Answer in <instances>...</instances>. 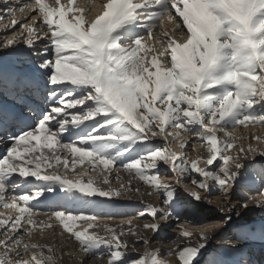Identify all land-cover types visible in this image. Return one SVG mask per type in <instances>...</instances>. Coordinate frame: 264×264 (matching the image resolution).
Instances as JSON below:
<instances>
[{"label": "snow or ice", "instance_id": "obj_1", "mask_svg": "<svg viewBox=\"0 0 264 264\" xmlns=\"http://www.w3.org/2000/svg\"><path fill=\"white\" fill-rule=\"evenodd\" d=\"M75 4L76 0H34L21 8L37 13L31 22L21 24L19 34L0 37V49L6 51H19L16 46L21 40L34 49L43 39L52 49L51 59L45 58L49 47L44 55L37 53L41 63L34 68L51 86L47 110L34 127L10 137L11 144L0 157V206L18 213L0 219V226H6L0 239V264H58L52 246L25 240L33 234L29 226L39 227L31 201L57 188L66 204L58 205L63 210L51 215L79 242L80 251L102 256L97 250L106 247L107 264H170L161 257L159 247H150L145 233L159 232L161 221L174 215L180 218L176 185L191 177L205 195L186 187L184 191L196 201L210 203L208 195L215 184L227 201L231 186L243 175L241 170L254 165L256 155L264 156L258 146L249 143L245 148L238 144L243 137L227 131L264 125V0H104L92 18H86L85 8ZM6 15L14 16V10ZM18 23L11 20L13 28ZM34 80L21 71L13 82L17 89L29 91ZM184 132L202 141V147L207 145V156L187 157L192 137H184ZM158 136L165 142L163 147L152 142ZM251 139L264 143V137L252 135ZM173 143L179 150L169 147ZM57 145L63 155L55 151ZM191 149L197 150L195 143ZM29 154L32 158L26 160ZM70 158L72 169L95 158L93 174L85 171L70 178L67 171L63 175L55 169L48 174L41 171L53 168V163H63L67 169ZM158 161L170 167L174 183L161 179ZM117 164L162 193L164 207L145 204L136 217L121 218L116 224L105 222L114 221V215L102 217L84 207L115 204L113 198L140 193L131 180L123 181L120 169L110 167ZM113 174L121 181L118 187L110 185ZM18 188L20 194L10 195ZM249 199L264 206V192L259 199ZM248 207L247 202L239 205ZM236 208L231 203L226 209L219 207L225 223L231 222ZM145 216L152 222L134 223ZM76 221L87 226L73 232ZM179 235L184 238L183 247L175 245L180 264H194L213 239L210 228L194 233L181 226ZM129 237H135V242L129 243ZM237 239L264 242V226L258 230L242 225ZM140 241L145 245L143 253L126 260L127 250L135 251ZM164 254L170 257L173 250ZM207 264L228 262L213 258Z\"/></svg>", "mask_w": 264, "mask_h": 264}, {"label": "rangeland", "instance_id": "obj_2", "mask_svg": "<svg viewBox=\"0 0 264 264\" xmlns=\"http://www.w3.org/2000/svg\"><path fill=\"white\" fill-rule=\"evenodd\" d=\"M257 126H260V127H257ZM257 126H254V127L251 126L252 129L247 126V127H245V129L247 128L246 130H244V128H241V127H239V128L236 127V128H238V132L240 131L241 133L240 132L239 133L238 132L235 133L234 129L230 128V132H232L233 135H235V136L243 137V139L238 141V142H241V143L244 142L243 145L245 146V148L247 147V145L249 143H251L253 145L258 146L261 151H264V143H261V142H258L256 140H252L251 139L252 135L264 137V135H263L264 134V130L262 131L261 124L257 123ZM166 131H173L174 132L176 130L175 129H171V128H166ZM227 131H229V130H227ZM186 133H182V135L184 137H192L189 140V143H188V146H187V148H188L187 153H186L187 157L189 159H193V158H195L196 155H198V152L192 151V149H191V145L193 143H195L196 147H198V148L201 147L200 149L203 148L202 149L203 152L201 151V153L199 155H202V153H204L206 151L204 154L207 156V145L204 144V146L202 147L201 146L202 143H203L202 141L199 140V141H195L194 142L193 138H195V137L192 135V133H190V132L189 133L186 132ZM219 135H222V133H220ZM153 140H155V142ZM247 141H248V143H247ZM152 142H153V144H155L156 146H159V147H163L164 143H165L163 138L159 137V136L155 137V139L152 138ZM169 147L172 148V149L179 150L178 144H175V143L170 144ZM250 157L251 156H249L248 159H246L245 163L248 162ZM158 164L160 165V171H161V174H162L161 175V179L174 183V181L176 179V176L171 171L170 167L168 165H164L163 162H159L158 161ZM201 166H204L203 163H201ZM218 166L219 165L217 164V167ZM259 166H261V167H259ZM251 167L249 169H247L248 171L245 170V169L241 170L243 175H244V177H243V175H241V177H239L237 179V181L231 186L230 195L228 196L227 201H225V198H224V196L222 194V190L219 188L218 185H215V184L212 185V188H213L212 192L208 195V199L211 201L210 203L205 201V200L196 201L188 193L186 194V192L184 191L185 187L189 188V189H192L194 191H200L202 196L205 195V193L201 189L197 188L196 186H194L191 183V177L185 176V178L183 179L182 183L180 185H176V195H177L176 204L178 206L177 210H178V212L180 214V218L177 219L175 215L172 216L170 219H168L166 221V222L169 221V224L167 223L168 225L165 224L166 226L162 225V223L165 222V221H161V225H162L161 228L162 229L159 232H157L154 235H152L151 237L148 236V235L152 234V232L148 231L147 235L145 233V235L150 238V247L153 248L154 245L159 246V248L161 249V253H160L161 257H163L164 259L170 261V264H180L179 260L175 257L176 256L175 255V250L176 249H174V251H173L174 254L172 256H170V257L166 256L164 254V250L170 249L172 246L176 245V243H177V241H175L176 238L177 239L181 238V236L179 235V233L181 231V226H183V228H185V229H187L189 231H192L194 233H196V232L198 233L199 232L198 230L196 231V230L190 229L188 227H193V225L197 226V225H200V224H206V223L210 222V224L212 226L211 228L219 227L220 229L218 228L219 231H218V233L216 231V236L213 235L214 238L209 241V247L207 248V250L206 251L202 250V255L194 259V264L204 263V262H206V261H208L210 259H213V258L226 261V262H228V264H235V263L236 264H240V261H244L245 260V259H242V256H243L242 254L243 253H246L245 255L248 257V259L251 258V261H252V259H255L257 256L256 257L253 256L252 250L256 248L255 245H254V243H256V242H254L252 244L250 239H248V240H242V239L239 240V239H237V233L241 230V226L243 224L247 225V227L249 229L256 228L258 230L260 229L261 226H264V213H262V211H264V206H257L254 203L253 199H249V197H252V198H255V199H259L261 193L264 192V181H262L260 179V176L262 175V173H264V168H263L264 167V156L256 155L254 165H252ZM83 168H84V166H81L80 170H82ZM120 176L122 177L123 181H125L128 178V176L133 178V174H130L129 172L124 171V170H120ZM193 176H196L197 179H200V177L197 174H195V173H193ZM110 178H112V180H110V184L112 183L114 185H119L121 183L120 180L116 179L115 175H112ZM169 178H170V180H169ZM134 179L140 181V185H141V189H140V195L141 196L140 197L141 198H143L142 195L143 196L146 195V196H148L150 198L152 196L156 195L158 197V200L155 203L150 202V204L152 203L154 206L164 207L163 194L162 193H158V192L152 191V189L148 185H146L143 181H141L138 177H136ZM238 180H240V181H238ZM104 187H107V186H104ZM142 187H145V188H142ZM141 191H146V193H148L149 191H152V194H151V196H149L147 194H144V192H141ZM131 195H133V194H129L127 197L125 196L126 199L124 201L127 202L126 204H123L121 202V199H120V200L116 201L115 204H110L109 207H108L110 209L114 208V210H116V209H118V208H120L122 206H125L126 210H124V211H115V212L112 210L111 213H109L110 212L109 211V212H106V213L98 212L97 214H100V216H102V217H107L108 215H114V216H116V219L117 218L121 219L122 216H123V218L127 217L125 219L136 217L138 212L144 211L145 204H144V201L142 199H141V201L138 200L139 199L138 198L139 195L137 193L134 194V195L138 199L135 198L133 200L132 199L133 197H129ZM124 198L122 197V199H124ZM130 200H132L133 203ZM245 202L248 203L249 207L247 209L239 208V205L243 204ZM228 203L236 205L237 208L231 213V215H232L231 222L225 223L224 214L221 213L218 209H219V207H225V209H226ZM106 208H104V209L106 210ZM236 211L240 212V216L239 217L236 216ZM114 213H117V214H114ZM105 222H109L110 223V222H113V221H105ZM142 222L143 223H151L152 220H151V218L149 216H145V217H142V218L134 220V223H142ZM86 226H87L86 223L85 224L83 223V224H80V225L78 224L77 226H75V228L76 227L77 228L73 229V230H74V232L75 231H81ZM223 229H224V231H223ZM92 230L93 229H89V231H92ZM173 230L175 232H173ZM100 234L103 235V232H101ZM221 234H222V236H221ZM154 237L158 238V240H156ZM155 242H157V243H155ZM234 242H235V244H234ZM250 243H251V245H250ZM171 244H172V246H171ZM258 244L261 246V245H264V242L261 241V242H258ZM137 245L139 247H136ZM232 245H236L237 248L236 247L233 248ZM144 249H145V245L143 244L142 241L136 243L135 244V251L132 248H129L127 250L129 255L126 256L125 259L129 260V261L133 260V259H136L137 258V254L138 253H143ZM98 252L102 253L103 255L102 256L91 255V254H89V255L93 259H103L104 257L108 259L109 251H108V249L106 247L102 246L100 249H98ZM86 255L87 254H85V256ZM173 257H174V259H173ZM202 258H204L205 260H203V261L199 260V259H202ZM175 259H176V261H175ZM197 260H199V263H198ZM205 264H207V263H205Z\"/></svg>", "mask_w": 264, "mask_h": 264}, {"label": "bare ground", "instance_id": "obj_3", "mask_svg": "<svg viewBox=\"0 0 264 264\" xmlns=\"http://www.w3.org/2000/svg\"><path fill=\"white\" fill-rule=\"evenodd\" d=\"M17 48H18V46H17ZM7 52H9V51H6V50H2V52H0V54L1 53H7ZM24 54V53H23ZM23 54L22 55H20V60H23ZM2 55L3 54H1L0 55V63H5L6 61L5 60H3V58H2ZM10 57H12V58H14V57H16V52H11V56ZM17 58V57H16ZM52 58V56L49 58V59H51ZM14 63H16V64H18L19 66H22V63L21 62H19V61H14ZM25 66H24V68H27L28 66H32V67H37V65H35L34 64V62H31L30 63V65H27V63L25 62ZM249 128H251V126H257V123H254V124H248L247 125ZM246 126V127H247ZM261 128H262V131L264 130V125H262L261 124ZM239 127H241V128H244V130H246L245 129V126H238V128ZM257 127H260V126H257ZM238 128H235L234 129V131H235V133H237L238 132ZM248 128V129H249ZM232 129V128H231ZM252 129V128H251ZM227 130H230V128H228ZM240 130V129H239ZM240 132V131H239ZM238 132V133H239ZM184 133H186V132H184ZM189 133V132H188ZM241 133V132H240ZM263 133V132H262ZM187 134V133H186ZM261 134V133H260ZM189 135V134H188ZM264 135V134H263ZM262 136V135H261ZM155 139V138H154ZM194 139V142L195 141H199V140H197L196 138H193ZM154 142H155V140H153ZM243 143L244 142H238V144H242L243 145ZM247 143H248V141H247ZM206 147V146H205ZM201 147H196V152H198V154H200L201 153V151H202V149H200ZM205 149V148H204ZM206 150V149H205ZM233 151H235V149L233 150ZM203 152V151H202ZM206 152V151H205ZM204 152V153H205ZM204 153H202V155L203 156H206ZM248 159V158H247ZM250 159H251V157H250ZM258 160V159H257ZM89 161H91V160H89ZM260 161V160H259ZM245 162H246V160H245ZM261 162V161H260ZM263 162V161H262ZM53 163V162H52ZM258 164V163H257ZM260 164V163H259ZM82 165H80L79 164V162L77 163V165H76V167H81ZM259 167H261V166H259ZM252 168V167H251ZM264 168V167H263ZM84 169V168H83ZM91 168H89V170H90ZM73 170L74 169H72V166H71V158L69 159V166H68V168L67 169H65L64 168V166H63V172H66V171H68V172H73ZM261 170V169H260ZM248 171V170H247ZM89 172V171H88ZM254 173V172H253ZM91 174H93V173H91ZM256 175V174H255ZM261 175V174H260ZM259 175V176H260ZM246 176V175H245ZM70 177V176H69ZM241 177V176H240ZM243 177H244V175H243ZM253 179V178H252ZM260 179L262 180V181H264V173H262V175L260 176ZM110 180H112V178H110ZM127 181L128 180H131L132 181V185H133V187H136V186H139L140 187V189H141V185H140V181H138V180H136V179H134V178H131L130 176H128V178L126 179ZM125 180V181H126ZM169 180H170V178H169ZM238 181H240V180H238ZM246 181V180H245ZM244 181V182H245ZM249 182V181H248ZM111 185V187H118L119 185H114V184H110ZM243 185V184H242ZM263 187V186H262ZM142 188H145V187H142ZM147 188V187H146ZM213 189V188H212ZM57 190H59L58 188H57ZM145 190V189H144ZM60 191V190H59ZM141 192H144V194H147L146 193V191H141ZM129 194H133V195H131V196H129V197H133L132 199L134 200L136 197H135V195L134 194H136V193H128V195ZM139 196H138V198H136V199H138V200H140L141 201V199L144 201V204H149L150 202H153V203H155L157 200H158V197L156 196V195H154V196H152L151 198L150 197H148V196H143L142 195V197L143 198H141L140 196V193H137ZM187 194V193H186ZM127 195V196H128ZM258 195V194H257ZM126 196V197H127ZM123 198L125 197V196H122ZM122 197H119V198H113V199H115L116 201H118V200H120L121 199V202L123 203V204H126L127 202L126 201H124L125 199H126V197L124 198V199H122ZM61 198H64V197H61ZM128 199V198H127ZM131 199V198H130ZM62 200V199H61ZM219 200V199H218ZM128 201V200H127ZM131 202H132V200H130ZM129 201V202H130ZM136 201V200H135ZM220 201V200H219ZM133 203V202H132ZM55 204V203H54ZM143 204V203H142ZM152 204V203H151ZM157 204V203H156ZM62 205H64L63 203H62ZM158 205V204H157ZM95 206H98V204H96ZM102 206V205H101ZM211 206V205H210ZM109 206H107V208H106V210H105V212H109L110 210H113L114 212L115 211H124V210H126V207L125 206H122V207H120V208H118V209H116V210H114V208L113 209H110V208H108ZM160 207V206H159ZM214 207V206H213ZM100 207H95V210L97 211L98 209H99ZM4 210H7V212H11L12 211V209H6V208H4ZM262 213H264V211H262ZM121 215V214H120ZM6 216L7 215H3V214H1L0 213V219H3V218H6ZM118 216V215H117ZM116 217V216H115ZM122 218H123V216H122ZM125 218H127V217H124L123 219H125ZM33 219H34V221L36 222V224H38L39 225V227H34V226H29V227H33V234H32V236L31 237H28V236H25V240L26 241H30V242H32V243H38V244H40V245H49V246H52L55 250H56V256L58 257V264H81V261H83L84 262V264H107V258H103V259H93L89 254H87V253H84L83 251H80L79 250V242L78 241H76L75 239H74V237L69 233V232H67L66 230H64L63 229V227H62V225H60V223L58 222V225L57 224H55L56 223V221H54V222H52V221H49V220H47V221H45V220H41V219H39V216H36V217H33ZM54 219H56V218H54ZM119 219L120 218H117L115 221H113V222H110V223H113V224H116V223H119ZM193 221V220H192ZM42 222V223H41ZM169 224V221L168 222H163L162 223V225H165V224ZM188 223V222H187ZM136 224H140V225H143L144 223L142 222V223H136ZM167 224V225H168ZM48 225H50V227H48ZM244 225V224H243ZM84 226V225H83ZM166 226V225H165ZM173 227V226H172ZM212 226H211V224H210V222H208V223H206V224H200V225H197V226H194L193 225V227H188V228H190V229H194V230H198V231H200V230H203V229H208V228H210V229H212V232H213V235H215L216 236V231H217V233H218V228L219 227H213V228H211ZM167 228V227H166ZM82 229V228H81ZM162 229V228H161ZM220 229V228H219ZM4 231H6V226H0V239H3L4 238V236H3V233H4ZM20 231L21 232H23V228H21L20 229ZM223 231H224V229H223ZM150 232V231H149ZM173 232H175L174 230H173ZM177 232V231H176ZM197 233V232H196ZM146 235H147V232H146ZM152 235H154L153 233L152 234H149L148 236H152ZM163 236V235H162ZM161 236V237H162ZM221 236H222V234H221ZM233 237V236H232ZM155 238V237H154ZM160 238V237H159ZM214 238V237H213ZM129 239V243H133V242H135V237H129L128 238ZM156 240H158V238H155ZM166 240V239H165ZM184 240V238L183 237H181V238H176V240L175 241H177V243H176V245H180L181 247H183L184 246V244H183V241ZM236 240V239H235ZM234 240V241H235ZM240 240V239H239ZM174 241V242H175ZM161 242V241H160ZM173 242V243H174ZM230 242V241H229ZM236 242V241H235ZM235 242H234V244H235ZM155 243H157V242H155ZM233 243V242H232ZM242 243V242H241ZM254 242H252V244H253ZM136 244V243H135ZM140 244V243H139ZM245 244V243H244ZM240 245V244H239ZM250 245H251V243H250ZM171 246H172V244H171ZM136 247H139L138 245L136 246ZM144 247V246H143ZM156 247H159V246H156V245H154V247L153 248H156ZM169 247V246H168ZM162 248V247H161ZM237 248V247H236ZM170 249H172L173 251H174V249H175V245L174 246H172ZM246 249V248H245ZM251 249V248H250ZM0 250H2V249H0ZM137 250V249H136ZM45 251H47V249H45ZM98 251V250H97ZM85 254H87L86 256H85ZM131 254V253H130ZM173 254H174V252H173ZM91 255H97L96 253H93V254H91ZM134 257V256H133ZM176 257V256H175ZM24 258H29V257H24ZM173 259H174V257H173ZM235 259V258H234ZM203 260H205V259H203ZM202 260V261H203ZM175 261H176V259H175ZM236 261V260H235ZM264 261V260H263ZM236 264V263H235Z\"/></svg>", "mask_w": 264, "mask_h": 264}]
</instances>
